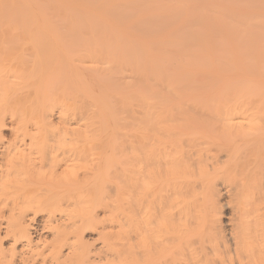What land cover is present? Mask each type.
Here are the masks:
<instances>
[{
    "label": "bare ground",
    "instance_id": "6f19581e",
    "mask_svg": "<svg viewBox=\"0 0 264 264\" xmlns=\"http://www.w3.org/2000/svg\"><path fill=\"white\" fill-rule=\"evenodd\" d=\"M0 264H264V0H0Z\"/></svg>",
    "mask_w": 264,
    "mask_h": 264
},
{
    "label": "rangeland",
    "instance_id": "374dc122",
    "mask_svg": "<svg viewBox=\"0 0 264 264\" xmlns=\"http://www.w3.org/2000/svg\"><path fill=\"white\" fill-rule=\"evenodd\" d=\"M3 135L8 138L10 137V131L8 129L3 130ZM99 216L102 217V213H99ZM103 224H99L96 228L97 229H87L83 233V239L86 240L89 243H93L94 245H97L99 243V240L97 239V231L102 228ZM109 229V227H106V229ZM3 245L6 246V240H3Z\"/></svg>",
    "mask_w": 264,
    "mask_h": 264
}]
</instances>
